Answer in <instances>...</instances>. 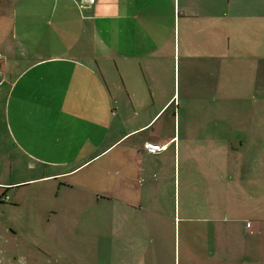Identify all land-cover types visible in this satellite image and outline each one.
Returning <instances> with one entry per match:
<instances>
[{"label":"crops","instance_id":"crops-1","mask_svg":"<svg viewBox=\"0 0 264 264\" xmlns=\"http://www.w3.org/2000/svg\"><path fill=\"white\" fill-rule=\"evenodd\" d=\"M225 102L264 107V0H0V206L44 185L98 264H257L264 216L225 210L215 155L264 136L192 111ZM248 173L226 188L255 204Z\"/></svg>","mask_w":264,"mask_h":264},{"label":"rangeland","instance_id":"rangeland-1","mask_svg":"<svg viewBox=\"0 0 264 264\" xmlns=\"http://www.w3.org/2000/svg\"><path fill=\"white\" fill-rule=\"evenodd\" d=\"M235 80H238V85L242 84L237 77ZM205 95L206 93H203L202 97L205 98ZM192 111L197 118L220 116L225 118V124L232 122L234 127L243 129L247 127L243 119L256 120L258 122L256 133L264 136V107L255 106L248 109L241 106L232 109L228 108L225 102V105L220 108L209 109L203 106ZM238 133L245 132L241 130L232 132L225 127V157L215 155L216 162L222 159L225 164V210L229 209L231 214L234 212L237 216L242 213L250 216L260 213V216H264V140L256 142L253 139H246L237 152H232L229 150L230 144L239 145L240 143L235 140ZM251 169L254 170L252 175L256 178L259 176L261 183V197L255 204L248 202L247 199H239L237 193L233 191L234 186L230 190L226 188L228 175L249 178L248 171ZM36 186L39 188L37 191L36 188L31 187L17 189V197L21 199V208L17 211L19 215L13 216L10 209L0 206V264H98L97 254L92 252L89 238H86L87 244H79L78 237L73 238V235L68 233L62 234L56 222L52 220L48 222L50 216H48L44 200L37 204L38 202L34 199V196L44 192L45 187L40 183ZM30 200L35 203H30ZM87 216H93V214ZM261 233L259 240L262 248L261 261L257 264H264V226ZM232 240L237 243H233L234 246H238L240 241L242 243L241 236L235 235V238H230V242ZM226 241L228 242L227 239L225 243ZM82 242L84 243V240ZM166 246V254H170L171 246ZM225 264L230 263L225 260Z\"/></svg>","mask_w":264,"mask_h":264},{"label":"built area","instance_id":"built-area-1","mask_svg":"<svg viewBox=\"0 0 264 264\" xmlns=\"http://www.w3.org/2000/svg\"><path fill=\"white\" fill-rule=\"evenodd\" d=\"M144 148L151 154H156L161 152L162 150H164L166 148V146L160 145V144H156V143H152V142H147L144 145ZM6 199V198H5Z\"/></svg>","mask_w":264,"mask_h":264}]
</instances>
